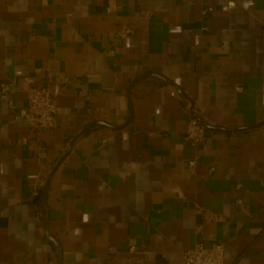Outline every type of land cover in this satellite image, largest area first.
<instances>
[{
    "label": "crops",
    "instance_id": "obj_1",
    "mask_svg": "<svg viewBox=\"0 0 264 264\" xmlns=\"http://www.w3.org/2000/svg\"><path fill=\"white\" fill-rule=\"evenodd\" d=\"M4 84L0 264H181L198 241L264 264V0H0ZM41 87L58 113L34 133L14 116ZM194 116L243 130H208L190 169Z\"/></svg>",
    "mask_w": 264,
    "mask_h": 264
},
{
    "label": "built area",
    "instance_id": "obj_2",
    "mask_svg": "<svg viewBox=\"0 0 264 264\" xmlns=\"http://www.w3.org/2000/svg\"><path fill=\"white\" fill-rule=\"evenodd\" d=\"M105 11L108 14L116 12L112 6L106 7ZM207 13L208 11H205L202 15L205 16ZM129 34H132V29L123 27L119 31L118 36L124 37ZM59 81L63 84L67 83L65 77H59ZM0 92V97L3 100H7L8 85H1ZM22 92L25 96L26 105L15 114L14 118L23 119L27 128L34 133H40L54 128L58 107L50 90L47 87H41L27 88ZM8 105L10 109H14L12 101H8ZM208 133L209 131L194 117L188 119L183 132V140L194 152L193 158L187 163L190 169L196 166L198 159L196 150L199 144L207 138ZM213 171L214 169L210 168L207 173L211 174ZM196 215L198 216L196 230L199 232L201 223L209 220L211 215L200 208H196ZM180 261L181 264H226L224 260V244L221 242H213L210 245H206L198 241L191 249L180 253Z\"/></svg>",
    "mask_w": 264,
    "mask_h": 264
},
{
    "label": "water",
    "instance_id": "obj_3",
    "mask_svg": "<svg viewBox=\"0 0 264 264\" xmlns=\"http://www.w3.org/2000/svg\"><path fill=\"white\" fill-rule=\"evenodd\" d=\"M194 118L203 126L205 127L207 130L209 131H215V132H241L243 129H236V130H232V131H228V130H225V129H217V128H213V127H210L208 126L205 122H203L201 119H199L198 117L194 116ZM261 125H264V123L260 124V125H256L254 127H251V128H258L260 127ZM96 126H100V123L99 124H96V125H91L89 127H86V129H84L81 133H85L87 132L89 129L93 128V127H96ZM112 128V127H111ZM123 128V127H121ZM51 178V177H50ZM49 182V180H48ZM48 182L46 183V185L44 186L43 190H42V194H41V200H43L44 196H45V192H46V189H47V186H48Z\"/></svg>",
    "mask_w": 264,
    "mask_h": 264
}]
</instances>
